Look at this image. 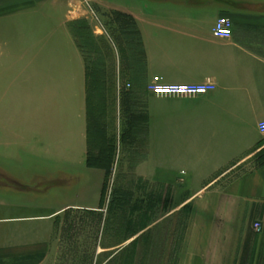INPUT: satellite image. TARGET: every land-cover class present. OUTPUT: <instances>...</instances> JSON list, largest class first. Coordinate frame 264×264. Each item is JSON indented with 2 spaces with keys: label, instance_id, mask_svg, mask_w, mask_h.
I'll list each match as a JSON object with an SVG mask.
<instances>
[{
  "label": "crops",
  "instance_id": "1",
  "mask_svg": "<svg viewBox=\"0 0 264 264\" xmlns=\"http://www.w3.org/2000/svg\"><path fill=\"white\" fill-rule=\"evenodd\" d=\"M109 1L0 0L2 87L5 79L18 78L19 86L49 95L56 104L51 109L67 110L64 131L55 127L43 137L21 131L25 152L73 171L86 162L87 69L76 31L87 30L90 37V31L102 32L113 22L122 54L117 62L126 61L123 48L130 46V80L137 87L146 90L155 79L215 85L203 95L177 97L184 104L156 108L148 102L145 154L130 179L148 190L173 191L170 214L210 191L218 194L220 211L236 208L233 214L221 212L223 221H259L258 234L244 230L240 256L247 264L252 236L264 250V134L258 129L264 121V0ZM220 15L232 21L229 38L212 35ZM69 106L75 114L68 113ZM9 124L2 118V127ZM183 191L194 194L182 198ZM47 201L28 205L25 195L1 196L0 264H40L42 241L66 207L100 210Z\"/></svg>",
  "mask_w": 264,
  "mask_h": 264
},
{
  "label": "rangeland",
  "instance_id": "2",
  "mask_svg": "<svg viewBox=\"0 0 264 264\" xmlns=\"http://www.w3.org/2000/svg\"><path fill=\"white\" fill-rule=\"evenodd\" d=\"M90 33L89 37L87 30L76 31L87 69L84 130L89 162L78 164L74 171L64 164L53 166L46 157L36 160L25 152L18 136L33 131V136L43 137L55 127L64 131L61 120L67 110L51 109L56 104H50L49 95L19 86L18 78L5 79L4 87L0 79V122L2 118L10 121L8 126L0 125V198L25 195L28 205L45 198L54 207L80 204L100 208L66 207L51 224L50 237L42 241L45 251L38 262L242 264L244 230L252 233L253 222L223 221L220 213L233 214L236 208L220 211L218 194L204 191L170 214L173 191L148 190L145 183L130 179L133 167L145 154L148 102L156 108L163 102L184 104L177 97L195 95H157L142 90L130 80V46L123 48L126 61L117 62L122 54L113 22L102 32ZM76 111L70 108L68 113ZM193 194L183 191L182 198ZM258 243L252 236L247 264H264V250L262 254Z\"/></svg>",
  "mask_w": 264,
  "mask_h": 264
},
{
  "label": "built area",
  "instance_id": "3",
  "mask_svg": "<svg viewBox=\"0 0 264 264\" xmlns=\"http://www.w3.org/2000/svg\"><path fill=\"white\" fill-rule=\"evenodd\" d=\"M211 32L216 38H229L232 33L231 19L225 15L218 16ZM127 86H129V84ZM214 89L215 85L212 82L164 84L155 79L147 85V90L157 95H203ZM258 129L260 133L264 134V121L259 123ZM252 229L256 233L261 232V223L259 221H254L252 223Z\"/></svg>",
  "mask_w": 264,
  "mask_h": 264
},
{
  "label": "trees",
  "instance_id": "4",
  "mask_svg": "<svg viewBox=\"0 0 264 264\" xmlns=\"http://www.w3.org/2000/svg\"><path fill=\"white\" fill-rule=\"evenodd\" d=\"M87 161L89 162L88 156H87L86 162H87Z\"/></svg>",
  "mask_w": 264,
  "mask_h": 264
}]
</instances>
